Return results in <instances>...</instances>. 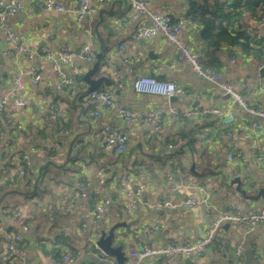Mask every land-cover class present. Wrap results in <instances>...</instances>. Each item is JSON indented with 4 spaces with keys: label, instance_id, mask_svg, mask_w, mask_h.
Instances as JSON below:
<instances>
[{
    "label": "crops",
    "instance_id": "0c3cea01",
    "mask_svg": "<svg viewBox=\"0 0 264 264\" xmlns=\"http://www.w3.org/2000/svg\"><path fill=\"white\" fill-rule=\"evenodd\" d=\"M57 1L65 6L73 4L72 0ZM90 2L95 12L78 22L69 13L42 9L40 0H24V11L10 16L9 22L29 48L57 49L67 45L78 49L86 44L94 52L99 45L94 26L101 15L97 33L108 48L92 77L105 76L110 80L103 81L99 89L109 91L114 102L142 113L157 111L169 103L180 110L215 108L220 113L211 112L192 119L167 117L158 130L126 123L104 108L100 109L99 115L92 116L89 111L93 103L84 97L88 86L83 75L94 60L87 62L74 58L70 64L63 65L62 70L70 75L75 72L79 81L75 88L58 90L49 62L41 58L8 57L9 45L0 32V94L12 89L19 68L33 67L40 75L37 81L23 75L25 105L18 106L11 98L2 112L4 130L13 138V145L8 153H2L0 140V196L11 189L20 193L31 190L41 169L35 194L12 193L0 201V214L7 219L0 218V251L9 233L15 232L21 237L16 244L14 264H53L47 254L61 250L74 256L65 264H117L113 256L90 244L87 234L80 229L81 223L87 220L88 209L103 197L108 198L110 204L98 222L99 228L107 231L117 222L130 224L129 232L123 227L117 228L113 240V245H122L124 262L130 260L131 250L140 249L143 244L202 239L210 225L204 208L188 206L183 200H200L204 190L209 192L210 202L218 209L233 208L242 216L264 210L263 198L256 197L260 189H264V159L258 160L252 154L249 135V125L262 120L235 105L234 121L230 126H223L222 113L231 106V98L217 94L216 84L194 75L190 64L177 57L173 43L159 36L136 38V28L148 22L145 14L130 16L127 0ZM150 9L166 13L173 21L184 19L179 40L197 51L200 57L199 26L186 17L187 0H152ZM238 23L264 34V22L258 25L249 13L241 15ZM119 45L124 48L120 49ZM124 56L130 62L122 65L120 60ZM114 67L119 70L116 77L111 74ZM128 67L134 70L133 74L126 72ZM211 67L220 72L221 82L231 84L240 93L247 105L258 106L264 111V91L261 89L264 71L260 72L264 70V54L257 57L236 51L229 55L224 47L218 52V62ZM142 75L176 82L192 93L175 96L176 100L164 95L137 93L132 80ZM51 102L65 107L68 132L54 128L48 114ZM109 123L118 125L128 134L126 149L117 155L101 144V129ZM227 129L234 132L235 147L241 155L231 163H226L225 158L230 148ZM261 135L264 154V127ZM54 141L59 147L52 157ZM23 155L26 162L22 166L31 170L33 176L31 184L25 182L18 170V161ZM48 160L55 166L43 168ZM99 168L106 172L105 183L100 189L96 184ZM178 172H184L192 180L189 186L177 185L170 192L174 179L171 181L168 176L175 178ZM138 180L141 183L140 203L130 214L126 204L131 200ZM77 181L83 183L89 198L75 196ZM163 199L175 205H163ZM52 205L56 210L50 215L48 209ZM12 215H17L18 219L10 220ZM20 220L27 224L28 230L21 229ZM147 224L159 228L151 233L143 232L142 228ZM238 244L242 245L240 259L234 252ZM0 264L8 262L0 258ZM141 264H264V221L257 222L250 230L234 221H224L203 255L169 259L149 255L141 259Z\"/></svg>",
    "mask_w": 264,
    "mask_h": 264
},
{
    "label": "built area",
    "instance_id": "2783aa9c",
    "mask_svg": "<svg viewBox=\"0 0 264 264\" xmlns=\"http://www.w3.org/2000/svg\"><path fill=\"white\" fill-rule=\"evenodd\" d=\"M91 0H72V6H65L57 0H40L39 6L46 11H56V12H66L75 18L76 21H81L86 15H91L95 12V7L91 5ZM101 3L106 0H95ZM129 6V15L132 17L145 14L148 17V22L145 24H140L135 30L136 38H151L153 36H159L164 40H167L175 45L176 55L182 61H187L194 75L199 76L211 83L217 85V94H226L231 98V106L222 113V125L230 126L234 121V106H240L245 111L258 116L262 121H253L249 125V135H250V150L252 154L258 159L263 160L264 154L262 150L261 142V132L264 127V111L258 106L247 105L240 93L235 90L231 84L227 82L220 81V72L211 66H203L199 62V54L195 50L189 49L187 46L183 45L179 40V34L184 27V19H177L171 22L166 13L150 9L152 0H127ZM25 9L24 0H0V32L3 34L5 42L9 45L6 55L11 58H17L19 56H24L28 60L44 59L49 62L53 73L56 77V88L61 90L63 87L75 88L79 81V76L75 72L72 75L66 74L62 70L63 65L70 64L74 58H82L87 62H92L94 60V52L89 45H82L78 49H73L70 46L63 45L57 49H51L47 46L40 47L38 49H32L23 44L20 37L15 33L12 24L9 22V17L18 12H22ZM249 13V12H243ZM251 14V13H249ZM253 15V14H251ZM258 25L263 24L264 15L254 16ZM244 31L254 37L255 40L264 41V34H261L258 29H252L248 26L244 27ZM120 49H123V45H119ZM233 59V58H232ZM108 58L106 57V61ZM231 61H234L231 60ZM130 62L127 56L121 58L120 63L126 64ZM18 73L13 79V87L11 90L4 94H0V140H2L1 152L8 153L12 148L13 138L6 133L4 130L2 112L6 104L11 98L15 99V103L18 106L25 105V93L22 84V76L29 75L34 81L39 80L40 75L35 68H19ZM128 74H133L134 70L131 67L127 68ZM111 74L117 76L119 74L118 68L114 67L111 69ZM132 87L137 93H152L157 95H164L167 98L173 96H184L191 95L182 85L168 81L164 79H157L152 76H135L132 80ZM264 91V86L261 87ZM87 100L92 101L93 106L89 111L92 116H97L100 114V109L104 108L106 110L114 112L116 115L120 116L126 123L129 124H142L150 127L153 130H158L162 121L167 117H175L181 119H192L197 117H202L211 112L220 113L219 109H199L190 108L185 110H180L176 108L173 104L169 103L166 107L160 108L157 111L150 112H139L136 110H131L126 106L114 102L112 99V94L107 90L94 89L87 90L84 96ZM49 117L54 122V128L57 131L68 132V128L65 124L66 113L65 107L58 104L57 102H51L48 107ZM226 135L230 139V148L225 154L226 163H231L232 161L240 158V152L235 147V134L231 130H226ZM128 134L121 130L118 125L106 124L101 129V144L107 151L112 152L117 155L126 149ZM59 147V143L54 141L53 148L51 150L52 157L55 155L56 150ZM18 170L20 175L24 178L30 177L31 170L23 167V163L26 162V156H22L18 161ZM106 172L99 168L96 171V184L98 189L102 187L105 183ZM169 180L174 179V183L170 188V192L175 190L177 185L189 186L192 177L188 176L184 172H178L177 175L172 177L168 176ZM140 180L137 181L136 187L133 190V195L131 200L126 204V210L128 213H132L135 206L140 203L139 200V190H140ZM75 196L83 199H87L88 193L84 189V185L81 181L75 183ZM204 197L200 200H195L193 198H186L183 202L188 206L201 205L204 208L206 218L209 220L210 225L206 231L204 237L197 241H168L162 245L156 244H143L140 249L131 250L129 253L130 260L128 262H123V264H141V259L149 255H158L166 259L172 258L174 256L189 257V256H201L204 253L205 248L215 239L216 231L224 221H234L238 224H242L246 229L250 230L257 222L264 221V210L252 213L248 216H242L241 214L231 208V210L218 209L209 200V192L204 190ZM110 204V200L103 197L101 200L93 203L88 209L87 220L81 223V231L87 234L86 238L90 244L98 249L96 245V240L100 233L99 220L104 212L106 206ZM163 205L174 206L168 199L162 200ZM56 206H49L48 214L52 215L55 213ZM10 220H17V215L9 216ZM21 229L26 231L28 226L23 221H19ZM159 226L155 224H147L143 226V232L151 233ZM21 237L15 232L8 234L7 240L0 251V258L8 262V264H14L16 262V244L20 241ZM242 245L238 244L235 248V254L238 259L241 258ZM48 257L53 264H65L71 262L74 258L73 254L66 250H61L57 255L54 252H49Z\"/></svg>",
    "mask_w": 264,
    "mask_h": 264
},
{
    "label": "trees",
    "instance_id": "16d2710c",
    "mask_svg": "<svg viewBox=\"0 0 264 264\" xmlns=\"http://www.w3.org/2000/svg\"><path fill=\"white\" fill-rule=\"evenodd\" d=\"M243 12L256 17L264 15V0H187L186 17L199 26L198 38L202 44L199 62L203 66L215 65L218 52L224 47L229 55L239 51L263 56L264 41L255 40L238 23ZM32 177L24 178L25 182L31 184ZM58 253L54 251L55 255Z\"/></svg>",
    "mask_w": 264,
    "mask_h": 264
},
{
    "label": "water",
    "instance_id": "95a60500",
    "mask_svg": "<svg viewBox=\"0 0 264 264\" xmlns=\"http://www.w3.org/2000/svg\"><path fill=\"white\" fill-rule=\"evenodd\" d=\"M102 20V16L100 15L99 21L95 24V32H96V36L99 40V45L97 50H94V63L92 64L91 68L89 70H87L85 72V74L83 75V80L84 82L87 84V90H94V89H99L101 83L103 81H110L107 77L105 76H99L98 78H93V74L95 72H97V70L99 69L101 60L103 59L104 53L106 52L108 46L104 43L103 39L101 38V36L97 33V26L99 24V22ZM262 71H264L263 69L260 70V72L262 73ZM172 100H176V97L173 96L171 97ZM48 165H52L55 166V163L53 161L48 160L47 163L45 164L44 167H47ZM41 177V169L38 170L36 177L34 178L33 181V185L31 190L26 191V192H19L17 190L11 189V190H6L4 191L1 196H0V201L7 195H10L12 193H20L23 195H33L36 193L37 191V184L38 181ZM238 181V180H236ZM239 182V181H238ZM239 189V188H238ZM261 196L264 200V189H260V191L258 192V194L256 195V197ZM0 218L3 219L4 221H6L7 219L3 217L2 214H0ZM129 223L122 221V222H117L112 224L107 231H105L104 229H100V233L99 236L96 240V245L98 247V249H100L101 251L104 252V254L108 255V256H113L116 260L117 264H123L124 259H125V255H124V251L122 250V245H113V240L116 237V229L117 228H125V230H127L128 232L129 230ZM229 262H232V255L230 257Z\"/></svg>",
    "mask_w": 264,
    "mask_h": 264
}]
</instances>
